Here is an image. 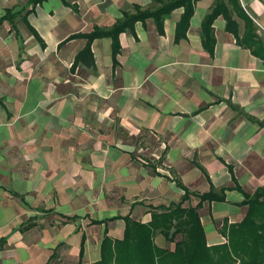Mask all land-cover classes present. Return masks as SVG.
Wrapping results in <instances>:
<instances>
[{"label": "crops", "instance_id": "0c3cea01", "mask_svg": "<svg viewBox=\"0 0 264 264\" xmlns=\"http://www.w3.org/2000/svg\"><path fill=\"white\" fill-rule=\"evenodd\" d=\"M28 1L0 0V19ZM239 1L264 40V0ZM134 5L160 6L153 0H48L28 17L45 47L23 22L25 31L19 29L21 17L16 28L8 22L13 38L6 42L0 34V63L12 54L22 60L11 62L7 76L0 74V151L15 148L18 156L0 155V165L31 162L55 167L58 174L52 183L46 174L41 180L16 169L5 190L13 201L28 204L29 194L44 182L39 192L44 197L56 192L58 204L50 211L63 220L44 226L31 217L0 234V264H98L105 237L124 239L125 217L151 222L153 208L182 201L180 184L191 193L184 208L200 203L193 194L227 189L225 200L203 202L199 209L208 245L224 244L223 225L240 223L248 210L242 205L245 195L264 188V61L237 44L223 15L213 25L214 54L205 50L202 23L215 0L196 2L179 42L183 8L166 18L163 34L151 18L135 25V35L122 33L116 65L109 37L94 40L93 58L74 65L87 40L68 39L95 27L109 29ZM235 20L242 35L244 22ZM114 116L122 134L153 139L146 150L161 156L151 159L149 168L130 154L140 144L110 147ZM81 179L101 184L106 216H80L78 198L86 196L84 186L77 189ZM79 218L85 219L78 223ZM7 225L3 215L0 228ZM181 238L170 241L162 232L153 237L157 247L172 252Z\"/></svg>", "mask_w": 264, "mask_h": 264}, {"label": "trees", "instance_id": "16d2710c", "mask_svg": "<svg viewBox=\"0 0 264 264\" xmlns=\"http://www.w3.org/2000/svg\"><path fill=\"white\" fill-rule=\"evenodd\" d=\"M48 0H29L19 11L8 9L0 19V32L3 24L9 22L17 27V19L21 17L35 39L45 47V41L38 31L30 24L29 15L33 9ZM64 1V0H63ZM160 4L153 10L143 9L134 5L132 11H124L122 18L109 29L95 27L86 34L72 35L68 40L84 38L86 47L76 56L74 65L77 66L85 56L93 58L92 43L99 38L109 37L113 41V59L117 64L120 53L119 37L122 33L130 32L135 35V25L145 23L147 19L154 20L160 34L164 33V22L176 9L183 8L184 12L176 28V41L186 38L190 21L194 15L195 4L199 0H153ZM32 7L31 9H29ZM223 15L227 20V31L232 33L237 44L249 49L252 54L264 61V40L258 35V27L254 20L245 12L239 0H215L212 11L202 23V42L205 50L214 54L216 37L214 32L215 20ZM235 17L244 22V32L240 35L239 24ZM185 190L182 201L169 207L153 208L152 220L147 224L125 217L127 224L123 240H112L105 237L102 244V259L98 264H264V188H259L254 194H246L242 205L247 206V214L240 223L222 227V234L227 238L224 244L209 246L206 233L201 221L199 209L203 202L225 200L226 188L216 192L214 188L205 194H193L200 198L196 207L184 208L183 203L189 200L191 193ZM238 187V186H237ZM239 188V187H238ZM240 189V188H239ZM162 232L173 241L177 236L181 240L176 243L174 252L159 248L154 243V234Z\"/></svg>", "mask_w": 264, "mask_h": 264}, {"label": "rangeland", "instance_id": "374dc122", "mask_svg": "<svg viewBox=\"0 0 264 264\" xmlns=\"http://www.w3.org/2000/svg\"><path fill=\"white\" fill-rule=\"evenodd\" d=\"M25 5H16L13 6L15 10L22 9ZM20 19V18H19ZM8 27L9 23L6 22L5 25L1 28L0 34H2L5 37L6 42L10 40V37L13 38L11 35L9 37L8 35ZM19 29L25 31L24 25L21 20L18 22ZM12 32V31H10ZM9 32V33H10ZM24 34V32H23ZM16 35V34H15ZM23 37L22 35H20ZM20 48H22V41L19 42ZM4 48H6V53L11 55V46L6 45ZM21 51V49H20ZM3 59V58H2ZM11 62L15 63L17 65L21 64L22 60H17L16 54H12L9 58H4L2 62L0 63L2 66V69L0 74L6 75V73H10L12 70L11 68ZM18 67V66H16ZM7 76V75H6ZM1 77V76H0ZM113 126L115 125L117 129L111 133L110 139H108L107 142L110 143V147L114 148L116 146H120L121 144L129 143V144H140L142 147H136L131 148V155L136 159V162L141 164L143 167L149 168V164L151 159H159L161 156L160 153L156 150H146L148 147L147 145H153V139L148 134H139L137 137L129 136L128 134H122L121 131H119L118 127V120L113 117ZM112 126V128H113ZM119 131V132H118ZM0 155L3 157L6 155L8 156V159H13L17 156V150L15 148H11L9 150L7 149H1ZM8 161V160H7ZM51 167V166H50ZM49 168V167H48ZM55 167H52L51 169H47V167L44 166H38V165H32L31 162L26 163L24 166L20 165H0V221L2 220L3 215H7L8 219V225L3 230L0 228V234L5 233L9 231V229L13 226L20 225L21 223L27 222L31 217L39 218L40 223H42L44 226H47L51 223L58 224L61 223L63 220L56 215L54 212H51L50 209H55L54 205H57L56 198L58 197L56 192L52 194V196L47 197L43 196L42 193L39 192V190H42L44 186V182L39 183L38 188H36L35 192L29 194V197L27 198L28 204L15 202L13 201L12 197H10L6 192L5 189H9L10 186V178L14 176L16 169L21 171L20 173L23 174V176H28L35 174L40 178L41 180L45 179V174L47 177V181L52 180V183H54L57 178L58 174H54ZM158 173H163L164 170L158 169ZM59 173V172H58ZM98 181H94L91 185L87 181H83L81 179V183L77 187L78 190H82L84 186V191H86V196L83 198H78V205H79V214L80 216L89 215L90 218H101L103 216H106V213H101L102 211L106 212V208L103 207V199L101 197L103 188L101 187V184L98 186L96 183ZM101 183V181H100ZM7 187V188H6ZM4 188V190H2ZM105 189V188H104ZM6 192V193H5ZM50 192H48L49 194ZM49 194V195H51ZM11 201V202H10ZM116 201H119L116 199ZM88 202V203H87ZM112 202V200H111ZM108 204V200L105 199V205ZM116 205V204H115ZM114 205V207H115ZM88 212V213H87ZM87 213V214H85ZM85 219V218H83ZM83 219L79 218L77 220L78 223L84 221ZM18 227V226H17ZM15 228V227H14Z\"/></svg>", "mask_w": 264, "mask_h": 264}]
</instances>
